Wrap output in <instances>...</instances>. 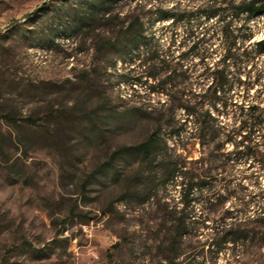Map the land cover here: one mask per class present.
<instances>
[{
	"label": "rangeland",
	"instance_id": "rangeland-1",
	"mask_svg": "<svg viewBox=\"0 0 264 264\" xmlns=\"http://www.w3.org/2000/svg\"><path fill=\"white\" fill-rule=\"evenodd\" d=\"M86 1L0 0V264H157L164 256V194L177 200L180 187L164 190V159L149 163L138 151L112 155L137 146L159 127L164 138L166 116L183 122V109L170 107L164 88L147 97L143 87L132 91L120 82L124 66L115 50L98 51L108 37L101 26L71 32L67 15ZM194 3L181 0L179 6ZM60 7L65 13L59 21L54 11ZM155 8L164 9V0H138L118 10L143 14ZM251 25L252 40L263 38L264 15ZM169 32L163 22L147 29L160 39L161 51ZM211 48L205 62L212 68L219 42ZM183 68H193V82H201L194 80L202 70L197 58ZM254 68L264 73V53L245 72L252 75ZM231 95L238 105L257 102L264 108V80L247 94L234 87ZM231 116L220 119L230 125ZM223 150L234 148L228 143ZM184 154L198 158V143L191 139ZM249 163L233 166L232 183L241 180L257 193L264 173ZM250 173L257 175L256 183L246 178ZM221 176L218 171L216 180ZM257 201L247 216L264 203ZM238 204L228 198L220 213ZM236 249L234 259L227 253L218 263L264 264V245L254 241Z\"/></svg>",
	"mask_w": 264,
	"mask_h": 264
},
{
	"label": "trees",
	"instance_id": "trees-1",
	"mask_svg": "<svg viewBox=\"0 0 264 264\" xmlns=\"http://www.w3.org/2000/svg\"><path fill=\"white\" fill-rule=\"evenodd\" d=\"M180 1L164 0V9H147L143 14H122L119 8L138 0H89L67 15V21L71 32L94 24L102 27L108 37L98 51L115 50L124 66L120 82L132 91L137 85L143 87L147 97L164 88L170 107L183 109V122L171 113L166 116L164 138L159 127L137 146L122 147L112 155L116 159L128 151H138L149 163L158 157L164 159V190L180 187L177 200L164 194V256L157 264H219L220 255L228 253L234 259L237 246L251 247L254 241L264 245V203L247 216L257 199L264 201V188L248 192L241 180L232 183L231 173L238 161L256 164L264 173V108L257 102L238 105L231 95L234 87H242L247 94L264 80L260 69L254 68L252 75L245 72L264 53V37L253 41L251 25L264 15V0H197L188 9L181 8ZM54 13L60 21L65 12L60 7ZM148 13L151 15L145 16ZM159 22L170 29L164 51L160 50V39L147 34V29ZM214 41L219 42L221 53L211 68L205 59L213 54ZM180 47L184 51L175 54L173 48ZM192 58L202 65L194 78L201 82H193V68H183ZM133 65L140 71L130 68ZM151 79L157 82L148 83ZM195 84L198 91L193 92ZM231 112L232 123L223 124L220 117ZM191 139L198 143L200 156L188 160L184 153ZM228 143L234 150L224 152ZM218 171L223 176L216 180ZM246 178L256 183L257 175L250 173ZM232 197L239 200L238 208L220 213ZM228 219L233 221L227 223ZM226 264L233 262L227 260Z\"/></svg>",
	"mask_w": 264,
	"mask_h": 264
}]
</instances>
